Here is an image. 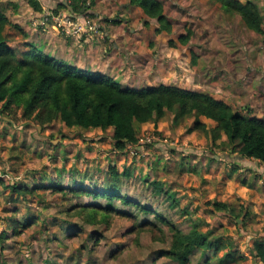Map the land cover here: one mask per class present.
Wrapping results in <instances>:
<instances>
[{
	"label": "rangeland",
	"instance_id": "rangeland-1",
	"mask_svg": "<svg viewBox=\"0 0 264 264\" xmlns=\"http://www.w3.org/2000/svg\"><path fill=\"white\" fill-rule=\"evenodd\" d=\"M161 1L171 21L172 32H156L158 22L155 18H148V23H144L142 27L145 30L143 39L138 44H133L131 50L147 66L138 70H121L114 80L118 79L121 84L117 82L122 87L131 85L142 88L166 83L208 92L247 115L264 119V35L247 29L239 16L223 13L217 4L209 0ZM252 1L259 7L264 27V0ZM88 2L87 0L86 4ZM140 13L142 12H129L128 26L133 25L137 19L142 25L141 19L145 16L142 13L143 16L140 17ZM41 15L42 13L39 17ZM90 18L94 23L93 31H96V20ZM13 25L18 26L15 22ZM39 25V22L38 25L36 22L33 25L38 29L29 37L32 42L38 38V31H43ZM48 25H53L55 30L65 36H72L51 20L42 27ZM12 28L19 34L13 37L12 47L16 50L23 45L26 37L22 35L20 28ZM114 31L120 30L116 28ZM186 33H189L188 42H180L178 36ZM41 45L44 47V44ZM167 115L172 123L173 114ZM188 118L192 117L181 121L184 133H188L186 129L191 127V119ZM11 121L13 123L0 118V264H176L169 258L158 255L160 250L168 249L171 242V231L167 225L157 223L162 230L160 240L156 232L137 229L132 231V221L113 212L107 223L98 220L90 222L86 220V217L90 218L87 213L80 214L77 209H73L74 205H104L105 200L73 195L68 189L52 191L51 186L39 184L43 180L52 181L56 177V171L60 177L52 185L58 183L61 187H78L83 182L85 187L100 188L109 177L107 166L115 165L112 164V159H105L102 167L91 169V156L85 154L87 151L82 152L76 145V149L67 144L59 148L51 143L53 140L58 143V134H64L65 131L73 133L77 127H65L57 119L38 130L34 123L21 118L20 109L12 114ZM172 126L175 125L172 123ZM80 131L82 135L88 130ZM196 131L197 135L205 136L200 130ZM148 134L155 135L157 141L169 144L174 142L171 136L147 129H139V142L144 141ZM221 139L226 138L222 135ZM194 141L196 140H187L192 147L198 144ZM146 146L151 144L144 148ZM206 147L205 150H208L209 143ZM128 156L136 158L134 154ZM140 158L144 160V157H138L133 164L139 167V171L144 163ZM97 159V156L93 158ZM119 166L123 167L120 171L126 169L122 162ZM139 173L143 181H150L145 179L146 173ZM141 180L132 181V185L128 182L123 186V191L120 190V194L139 201L140 198L135 195L141 191ZM167 182L171 183L170 180ZM13 183L28 185L33 191L15 196L9 189V185ZM164 186L168 187L166 183ZM147 193L144 192L145 195ZM14 196L15 199L12 200ZM187 198V193L180 197L183 202ZM163 202V206L169 207L165 218L179 230L187 232L193 222L203 221L201 230H212L214 237H220L227 244L218 251L194 250L190 255V264H258L251 253L249 238L244 237L245 233H241L227 217L210 214L200 203L190 202L183 210L176 205L172 207L171 199L167 196ZM142 204L150 207L147 201ZM112 206L117 210H126L138 221H155L152 214H144L133 206L122 208L116 203ZM247 226L249 224H245V231H250V226ZM227 251L233 255L231 260L225 258Z\"/></svg>",
	"mask_w": 264,
	"mask_h": 264
},
{
	"label": "trees",
	"instance_id": "trees-1",
	"mask_svg": "<svg viewBox=\"0 0 264 264\" xmlns=\"http://www.w3.org/2000/svg\"><path fill=\"white\" fill-rule=\"evenodd\" d=\"M86 1L70 0L65 6H68L78 19L86 15L91 17L92 14L87 12V8L82 11L87 6ZM209 1L217 4L223 13L239 16L247 29L261 36L264 35L263 16L257 4L252 0ZM28 3L33 9L40 10L37 0H28ZM130 3L141 9L146 18L145 24L148 23V18L156 19L158 22L156 32H172L171 21L164 11V4L161 0H130ZM57 7H62V4H58ZM58 8L52 11L57 12ZM6 10V6L0 1V118L3 120L13 123L11 116L16 109H20L21 118L34 123L38 130H42L57 119L65 127L80 128H76L74 134L83 129L106 130L112 127L111 150L126 152L128 145L142 149L145 145L153 144L163 151H185L183 147L172 149L169 143L155 139L138 144V131L141 124L148 121L156 124L167 113L173 114L172 123L174 125H178L186 117L191 116L194 120L186 132L196 129L210 138L209 150L202 153L208 154L212 159L217 156L218 160L228 162L231 172L238 169L237 164L245 162L258 171L260 170L264 175V119L246 115L242 110L216 99L208 92L166 83L142 88L122 87L117 81L107 76L89 74V72L56 60L44 54L33 44L28 50L17 53L7 43L9 33L6 30L8 26L18 27L10 22ZM188 36L189 33L179 35L178 40L186 43ZM200 115L214 120L216 125L206 127L199 121ZM36 134L35 136H38ZM60 134L63 135V132ZM222 135L225 136V140L221 139ZM217 149L231 150L236 153V156L231 161L229 155H216ZM130 176V169L118 172L115 166L111 165L109 166V177L100 188L85 187L83 182H80L81 185L78 187H61L58 183L50 186L52 191L68 189L73 195H87L94 199L105 200L104 205L96 203L74 205L73 209H77L80 214L87 213L86 215L90 218L86 217V220L90 222L98 220L107 223L110 213L113 212L117 216L131 220L132 231L137 229L138 231L156 232L160 240L162 230L157 223L167 225L171 231V242L168 249L160 250L158 255L165 256L176 264H190V255L194 250L218 251L227 245L220 237H214L212 230L207 232L201 230L203 221L193 222L190 229L183 232L169 223L156 210L121 195L122 180ZM152 183L156 194L163 192L171 199L172 207L178 205L174 194L164 190L161 182ZM9 187L12 193L19 196L33 191L26 185L21 186L15 183ZM117 200L123 205L138 208L144 214H152L155 221H138L126 210H117L112 206L113 204L115 206ZM201 206L210 214L227 217L240 229L241 233L246 232L244 226L248 211L243 205L235 206L214 199L202 202ZM238 219L240 222L237 221ZM251 253L258 264H264V237H259L253 242ZM232 256L231 252L227 251L225 258L232 259Z\"/></svg>",
	"mask_w": 264,
	"mask_h": 264
},
{
	"label": "crops",
	"instance_id": "crops-1",
	"mask_svg": "<svg viewBox=\"0 0 264 264\" xmlns=\"http://www.w3.org/2000/svg\"><path fill=\"white\" fill-rule=\"evenodd\" d=\"M0 1L7 8L6 15L10 22H15L19 26L17 27L22 30V35L26 37L24 38V43H22L23 45L18 46L19 48L15 50L17 53L28 50L30 45L33 44L35 47L40 48L44 54L56 60L89 72V74L109 76L113 80L119 76L118 72L121 70L125 71L129 68H136L138 70L140 67L145 68L147 66V63L143 64V62L139 61L140 57L136 52L131 51L132 45L138 44L139 40L143 39L142 34L145 30L142 27L146 18L141 19L143 21L142 25H140V21L137 19L133 25L128 26L130 21V17H128L129 12H142L138 6L132 5L130 0H88L89 2L84 9L87 8V12H90L92 14L91 17L96 20V31H85L76 36H65L63 33L55 30L53 25L46 27L39 25L41 26L39 28H42L43 31L41 29L38 31L39 36L35 39V42H32L29 37L33 31L38 29H35L33 25H35V22L38 25L40 13L44 10L58 8V4H62V7H59L58 10L69 11L68 6H65V4L70 0H37L40 10L33 9L27 0ZM142 13H140V17L143 16ZM10 27L11 29L8 26L6 30L9 33L7 43L13 49V37L19 34L13 30L14 28L12 27L14 26ZM116 28L120 31H114ZM102 34L104 35L103 38L101 37ZM41 44H44V47ZM126 87L141 88L131 85ZM224 102L229 103L227 101ZM167 114L156 124L148 121L141 124L139 129L141 131L144 129L150 130V132L157 131L161 132L164 136H171L174 139V142L170 143L172 149L180 145L185 151H163L156 145H151L142 149L138 148L137 154L134 156L136 158L129 157L126 152L111 150L110 137L112 135V127L106 130L100 128L88 129L82 135L80 131H76L75 134L65 132V136H62V134L57 135L56 141L58 143L54 140L52 143L59 148H63L64 144H67L68 147L76 149V145L82 152L87 151L85 154H90L88 156H91L89 161L91 169L102 167L103 160L105 159H112V164H115L116 170L121 172L120 170L123 167L121 168L119 164L121 162L124 163L125 168L130 169L131 176L122 180V191L123 186L127 185L128 182L132 185V181L142 179L141 182L143 184L139 182L141 191H138L135 196L140 198L139 202L141 203L147 201L150 208L159 213L161 212L160 214L163 217H166V213L168 214L169 212V207L161 204L165 203L163 201L167 195L163 192L156 194L152 182H161L164 189L167 188L171 191L174 194V198L178 201L176 207L178 208L179 206L183 210L184 206L190 202L202 204L204 201L214 199L228 202L235 206L243 205L248 211L245 224H249L250 226V228L247 226L250 231L246 230V236L244 237L249 238V245L251 247L256 239L264 237V175L260 170L258 171L255 167L245 162L237 164L238 169L231 172L228 162L218 160L217 156L212 159L208 154L202 153L207 151L205 148H207L208 143L210 144V138L204 135H197L196 129L184 133L182 122L172 126L171 119L168 118ZM198 118L206 127H214L216 125L214 120L204 116L200 115ZM189 119H191L192 125L194 118ZM189 139H195L196 141L194 142H198L197 146H189L187 142ZM193 148H195V151H189ZM215 152L218 156L229 155L231 161L236 156V153L231 150L222 151V154H220L221 151L218 153V150ZM95 156H97V160H93ZM138 157H144V160L140 158L144 161L142 163V170L140 171L147 174L145 179L150 180L146 182L147 184L143 181V177L140 176L139 167L133 165ZM109 166L107 167L109 168ZM230 172L231 174H229ZM55 173L56 177L52 181L46 182L43 180L39 184L48 186L54 184L60 177L57 171ZM137 174L138 177H136ZM168 177L173 179L171 180ZM167 180H170L171 183L168 184ZM162 181L165 182L163 183ZM165 183L168 187L164 186ZM144 192H148L147 195ZM186 193L189 198L183 202L180 197ZM15 196L12 200L15 199ZM115 203L120 204L122 208L126 206L118 200Z\"/></svg>",
	"mask_w": 264,
	"mask_h": 264
},
{
	"label": "built area",
	"instance_id": "built-area-1",
	"mask_svg": "<svg viewBox=\"0 0 264 264\" xmlns=\"http://www.w3.org/2000/svg\"><path fill=\"white\" fill-rule=\"evenodd\" d=\"M48 20L53 21L57 27H60L66 33H70V35H75L85 31H93L94 29V23L89 16L86 15L82 19H78L72 13L66 10H58L57 12H53L51 9L44 10L41 17L38 19V22L40 25H45ZM154 139L156 140L155 135L148 134L146 135L145 140L142 142L138 141V144H143ZM137 150L138 148L134 147L133 145H128L126 147V153L128 155H136Z\"/></svg>",
	"mask_w": 264,
	"mask_h": 264
},
{
	"label": "water",
	"instance_id": "water-1",
	"mask_svg": "<svg viewBox=\"0 0 264 264\" xmlns=\"http://www.w3.org/2000/svg\"><path fill=\"white\" fill-rule=\"evenodd\" d=\"M69 11L72 12L70 8H69ZM82 11H84V8L82 9ZM237 221L240 222V219H238Z\"/></svg>",
	"mask_w": 264,
	"mask_h": 264
}]
</instances>
